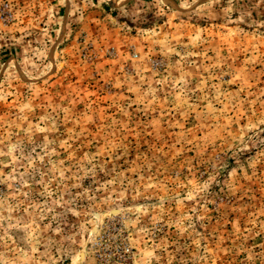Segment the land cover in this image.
Here are the masks:
<instances>
[{"label": "rangeland", "instance_id": "374dc122", "mask_svg": "<svg viewBox=\"0 0 264 264\" xmlns=\"http://www.w3.org/2000/svg\"><path fill=\"white\" fill-rule=\"evenodd\" d=\"M0 264H264V0H0Z\"/></svg>", "mask_w": 264, "mask_h": 264}, {"label": "water", "instance_id": "95a60500", "mask_svg": "<svg viewBox=\"0 0 264 264\" xmlns=\"http://www.w3.org/2000/svg\"><path fill=\"white\" fill-rule=\"evenodd\" d=\"M84 257H85V254L84 253H81L80 258H84Z\"/></svg>", "mask_w": 264, "mask_h": 264}, {"label": "bare ground", "instance_id": "6f19581e", "mask_svg": "<svg viewBox=\"0 0 264 264\" xmlns=\"http://www.w3.org/2000/svg\"><path fill=\"white\" fill-rule=\"evenodd\" d=\"M80 259H81V260H80ZM80 259H79V261H82V260H83V258H80ZM79 263H80V262H79Z\"/></svg>", "mask_w": 264, "mask_h": 264}]
</instances>
